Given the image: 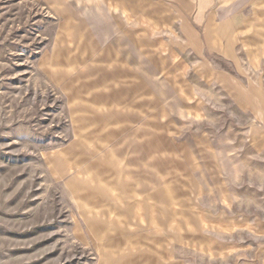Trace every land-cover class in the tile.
Returning a JSON list of instances; mask_svg holds the SVG:
<instances>
[{
    "label": "rangeland",
    "instance_id": "1",
    "mask_svg": "<svg viewBox=\"0 0 264 264\" xmlns=\"http://www.w3.org/2000/svg\"><path fill=\"white\" fill-rule=\"evenodd\" d=\"M0 264H264V0H0Z\"/></svg>",
    "mask_w": 264,
    "mask_h": 264
}]
</instances>
